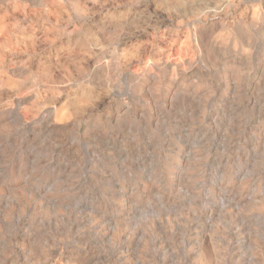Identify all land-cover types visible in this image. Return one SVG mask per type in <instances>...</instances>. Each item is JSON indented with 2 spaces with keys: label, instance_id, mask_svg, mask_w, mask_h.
Masks as SVG:
<instances>
[{
  "label": "rangeland",
  "instance_id": "rangeland-1",
  "mask_svg": "<svg viewBox=\"0 0 264 264\" xmlns=\"http://www.w3.org/2000/svg\"><path fill=\"white\" fill-rule=\"evenodd\" d=\"M0 264H264V0H0Z\"/></svg>",
  "mask_w": 264,
  "mask_h": 264
},
{
  "label": "bare ground",
  "instance_id": "bare-ground-1",
  "mask_svg": "<svg viewBox=\"0 0 264 264\" xmlns=\"http://www.w3.org/2000/svg\"><path fill=\"white\" fill-rule=\"evenodd\" d=\"M227 3V2H226ZM224 4V3H223ZM224 7V6H223ZM221 8H222V6H221ZM225 8V7H224ZM214 13V12H213ZM252 17V16H251ZM244 18V17H243ZM242 18V19H243ZM247 19H248V17H247ZM247 19H245V20H247ZM244 20V21H245ZM242 22V21H241ZM248 24V26H249V22L247 23ZM254 26V25H253ZM180 51V50H179ZM171 53V52H170ZM172 54V53H171ZM179 54V53H178ZM173 56V55H172ZM176 58V57H175ZM175 58H172L173 60H176ZM177 61V60H176ZM168 63V62H167ZM157 65V64H156ZM158 66V65H157ZM174 66V65H173ZM153 67V66H152ZM169 67V66H168ZM175 69V68H174Z\"/></svg>",
  "mask_w": 264,
  "mask_h": 264
}]
</instances>
